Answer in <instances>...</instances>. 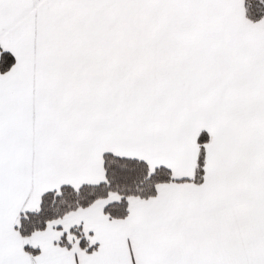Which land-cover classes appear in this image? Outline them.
Masks as SVG:
<instances>
[{"label":"snow or ice","instance_id":"6c2138e0","mask_svg":"<svg viewBox=\"0 0 264 264\" xmlns=\"http://www.w3.org/2000/svg\"><path fill=\"white\" fill-rule=\"evenodd\" d=\"M0 264H264V0H0Z\"/></svg>","mask_w":264,"mask_h":264}]
</instances>
